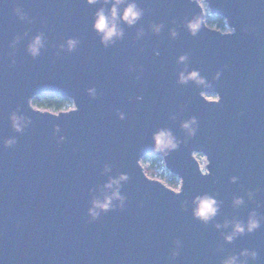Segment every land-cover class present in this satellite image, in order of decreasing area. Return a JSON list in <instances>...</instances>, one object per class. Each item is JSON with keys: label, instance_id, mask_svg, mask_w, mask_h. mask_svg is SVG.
Returning <instances> with one entry per match:
<instances>
[{"label": "water", "instance_id": "water-1", "mask_svg": "<svg viewBox=\"0 0 264 264\" xmlns=\"http://www.w3.org/2000/svg\"><path fill=\"white\" fill-rule=\"evenodd\" d=\"M15 4H22L34 23L20 21ZM141 6L146 15L140 25L126 27L124 41L105 49L91 29L98 5L88 6L86 0H0V57L9 51L15 35L29 29L30 35L44 31L50 45L68 36L82 40L73 54L56 57L49 46L32 60L25 51L29 37L17 47L14 68L0 59V139L17 135L19 141L13 149L0 147L4 264H220L229 252L249 247L260 252L251 264H264V227L224 244L225 252L217 253V245L223 243L219 233L180 207L182 200L196 193L219 192L225 201L217 218L222 221L226 216L246 218L256 207L251 203L239 210L231 207L232 196L243 195L248 188L259 187L257 199L264 202V3L212 0L213 12L228 16L236 34L222 36L202 29L192 37L181 28L176 40L168 36L171 20L198 13L197 5L191 0H141ZM152 21L166 24L161 35L149 32L134 42L137 27L147 29ZM245 26L255 31L245 32ZM156 50L161 56H155ZM183 52L209 79L228 65L215 82L222 105L203 101L194 84H176L175 60ZM129 64L138 70L143 67L141 80L128 71ZM91 86L100 93L96 100L87 95ZM139 95L144 96L142 102L136 100ZM40 96L73 99L80 111L60 118L39 115L27 101ZM182 106L181 119L197 115L200 131L168 158L169 167L186 178L184 194L175 196L154 183L159 181L147 182L136 160L151 151V133L158 126H170L183 136L179 123L169 119ZM17 107L34 121L24 135L14 133L8 120ZM116 109L125 111L128 119L120 121ZM56 125L68 136L64 144L52 136ZM193 150L209 155L213 176L199 174L191 160ZM105 162L113 165L114 174L131 175L124 186L129 203L126 210L89 223V189L104 181L100 170ZM231 175H238L240 182L231 184ZM176 238L184 248L177 260L169 261Z\"/></svg>", "mask_w": 264, "mask_h": 264}, {"label": "clouds", "instance_id": "clouds-1", "mask_svg": "<svg viewBox=\"0 0 264 264\" xmlns=\"http://www.w3.org/2000/svg\"><path fill=\"white\" fill-rule=\"evenodd\" d=\"M192 3L198 6L200 11L194 15L185 16L182 21H177L175 18L171 20L172 27H168V36L171 40H176L180 36V30L187 31L192 37L199 35L202 29H207L222 36H232L237 32L228 16H221L212 10V0H191ZM264 3V0H260ZM88 6L95 7L92 13L91 29L99 38L103 48L108 49L115 47L119 42L124 41L127 33V28H133L140 25V22L146 15V9L141 6V0H86ZM15 16L22 22L27 24L34 23V19L25 11L22 4L13 6ZM212 24V27H209ZM166 24L163 21H152L148 28L139 26L136 29L134 42H138L145 38L150 32L153 35L159 36L165 30ZM30 29L26 30L23 35L17 34L8 45L9 51L4 53L0 59L8 61L7 67L14 68L17 65V47L25 38H29L26 44L25 51L32 60H38L47 51L49 46L55 49V56L60 57L61 54H73L78 51L82 44L79 36H68L58 44H51L48 36L44 31H38L34 35H30ZM243 31H255L253 26H245ZM143 52V48L140 49ZM155 56H161L159 50L155 51ZM55 62V61H53ZM176 84L179 86H188L194 84L199 89L200 98L209 104H223V96L220 91L216 90L215 82L221 80L228 65L225 64L218 68L212 75L211 79L203 74L200 68L193 67L191 57L188 52H183L176 57ZM128 71L136 73L135 80L139 81L143 78V67L138 70L133 64L128 65ZM87 95L92 100H96L100 93L96 86H91L86 89ZM71 103H65L61 106H49L47 102L40 103V100L35 97H29L28 106L39 115H50L55 118H60L63 115L78 113L79 105L73 99H68ZM137 101L144 100L143 95L136 97ZM182 106L179 112L170 114L169 119L173 122H178L183 136H178L174 129L167 125L158 126L151 133V151L140 155L136 160V166L139 168L143 178L153 183L158 181L160 172H168L169 183L167 187L159 182H154L161 186L168 193L181 196L184 194L186 178L179 172H174L168 164V158L172 153L181 149V146L187 147L189 142L197 137L200 131V119L197 115L188 116L181 119L184 111ZM116 115L120 121L128 119V114L120 109H116ZM244 115V111L240 112ZM11 129L14 133L24 135L33 125L34 121L30 115L17 107L8 114ZM62 129L59 125L52 128V136L58 144H64L68 141L67 135H62ZM18 136H8L0 139V147L4 149H13L18 144ZM75 150V149H74ZM191 160L195 162L199 174L203 177L213 176L212 160L206 152L193 150L191 152ZM195 156V159L193 158ZM150 158H156L159 164L156 166L155 173L151 171L152 163ZM199 161V163H197ZM100 175L105 177L104 181L95 187L89 189L90 200L87 208L88 222L93 223L109 212H117L126 210L129 197L124 192V186L132 179L127 171H120L114 174V168L111 163L105 162ZM231 184H238L240 177L231 175L229 177ZM261 192L259 187L248 188L243 195H233L231 198V207L234 210H239L249 203L255 204L256 207L248 211L246 218H241L239 215H234L231 218L224 217L223 220L217 218L221 215L225 201L219 198V192H199L191 196L190 199H184L180 202V207L183 211L191 212L192 218L204 225H211L216 232L219 233L223 243L218 244L215 251L224 253V244H233L238 239L251 236L259 229L264 227V212L258 211L264 208V202L257 199ZM142 206V203H141ZM184 243L180 238L173 240V247L169 253V261H175L181 256ZM260 252L255 247L242 248L239 251L229 252L223 256L220 264H251L259 259ZM0 264H4L0 259Z\"/></svg>", "mask_w": 264, "mask_h": 264}, {"label": "trees", "instance_id": "trees-1", "mask_svg": "<svg viewBox=\"0 0 264 264\" xmlns=\"http://www.w3.org/2000/svg\"><path fill=\"white\" fill-rule=\"evenodd\" d=\"M210 27H212V24H209ZM36 99L40 100V103H45L47 102V104L49 106H61L65 103H70V101L66 98H62V97H54V96H40L37 97ZM151 163H152V168L150 169L151 171H153V173H155V169L156 166L159 164V161L156 160V158H150Z\"/></svg>", "mask_w": 264, "mask_h": 264}, {"label": "rangeland", "instance_id": "rangeland-1", "mask_svg": "<svg viewBox=\"0 0 264 264\" xmlns=\"http://www.w3.org/2000/svg\"><path fill=\"white\" fill-rule=\"evenodd\" d=\"M169 176H170V173L166 174L165 172H160L158 174V181L161 182L163 185H165L167 187L168 183L170 182L169 181Z\"/></svg>", "mask_w": 264, "mask_h": 264}, {"label": "built area", "instance_id": "built-area-1", "mask_svg": "<svg viewBox=\"0 0 264 264\" xmlns=\"http://www.w3.org/2000/svg\"><path fill=\"white\" fill-rule=\"evenodd\" d=\"M70 103H71V101H70ZM166 174H169L168 172H165Z\"/></svg>", "mask_w": 264, "mask_h": 264}]
</instances>
